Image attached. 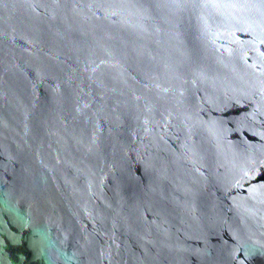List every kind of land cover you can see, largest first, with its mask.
I'll list each match as a JSON object with an SVG mask.
<instances>
[{"label": "water", "instance_id": "1", "mask_svg": "<svg viewBox=\"0 0 264 264\" xmlns=\"http://www.w3.org/2000/svg\"><path fill=\"white\" fill-rule=\"evenodd\" d=\"M0 264H264V0H0Z\"/></svg>", "mask_w": 264, "mask_h": 264}]
</instances>
